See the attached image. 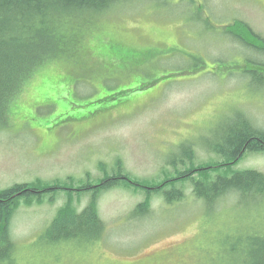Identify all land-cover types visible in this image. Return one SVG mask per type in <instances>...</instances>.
<instances>
[{
    "label": "rangeland",
    "instance_id": "obj_1",
    "mask_svg": "<svg viewBox=\"0 0 264 264\" xmlns=\"http://www.w3.org/2000/svg\"><path fill=\"white\" fill-rule=\"evenodd\" d=\"M239 21L264 38V0H119L50 23L56 59L0 115V190L38 179L98 182L120 164L158 184L174 175L173 162L182 167L184 145H195L196 164L220 159L209 145L239 113L264 130V69L255 66L264 52L234 41ZM247 169L264 173V153L234 167ZM183 186L181 202L153 196L143 217L135 209L145 192L104 191L106 235L89 245L42 240L70 192L22 199L11 223L16 262L248 264L252 240L264 237V190L228 193L215 207L191 181ZM89 200L77 201L79 212Z\"/></svg>",
    "mask_w": 264,
    "mask_h": 264
},
{
    "label": "trees",
    "instance_id": "obj_2",
    "mask_svg": "<svg viewBox=\"0 0 264 264\" xmlns=\"http://www.w3.org/2000/svg\"><path fill=\"white\" fill-rule=\"evenodd\" d=\"M116 1L119 0H0V115H9V109L25 84L46 63L56 59L50 23L56 25L66 18L103 12ZM230 33L260 50L264 49V38L243 21H239ZM256 65L264 69V64ZM259 72L264 75V70ZM148 87L150 84L141 89ZM220 135V140L209 145V151L220 159L196 164L195 152L189 150L191 155L181 159L182 167L176 166V161L173 162L174 175L166 173L164 180L158 184L151 182L153 185H149L145 180L133 179L120 164L98 182L91 179L78 182L73 178L51 183L38 179L1 189L0 264H18L14 260L17 244L11 235V223L22 199L28 204L33 201L42 204L45 195H50L51 201H54L55 192H70L42 240L56 246L75 242L89 245L106 235V224L99 213V199L104 191L115 187H133L136 192L146 193V200L135 209L136 215L140 217L149 213L153 196H161L168 202H181L186 196L182 187L189 181L192 182L195 196L210 205L228 193H248L254 188L263 191V172L253 169L237 171L234 167L248 153H264V131L256 128L243 113H239ZM195 173L199 175L195 176ZM125 177L133 182H126ZM84 196H89L90 200L84 210L79 212L77 203L80 202L77 201H81ZM250 250L252 253L248 264H264V237L256 236Z\"/></svg>",
    "mask_w": 264,
    "mask_h": 264
},
{
    "label": "bare ground",
    "instance_id": "obj_3",
    "mask_svg": "<svg viewBox=\"0 0 264 264\" xmlns=\"http://www.w3.org/2000/svg\"><path fill=\"white\" fill-rule=\"evenodd\" d=\"M234 38H235L234 41L236 42V40H238V42L240 43V45H241V44H245V48H246V49H249V50H251V51H253V52H256V51L264 52V49H263V50H260V48L258 49V48H256V47H254L253 44H252V45L249 44V42L244 41L243 38H239V37H237V36H234ZM240 47H242V46H240ZM245 48H244V49H245ZM253 62L256 63L257 61H256V60H255V61L253 60ZM255 66H256V67H259V66H257V65H255ZM260 67H261V66H260ZM2 126H3V124H2ZM2 126H1V127H2ZM260 130H262V129H260ZM262 131H264V130H262ZM194 147H195V145H192V146L184 145V147H183V153H182V155L179 156L178 158H181V159H182V158H186V157H188V155H191V152H192L193 150H195ZM186 150H187V151H186ZM189 150H190L191 152H190ZM194 175L196 176V175H199V174H198V173H195ZM125 178H126V177H125ZM125 180H126V182H130V183L133 182L131 179L129 180L128 178H126ZM225 195H226V194H225ZM225 195H224V196H225ZM222 197H223V196H222ZM220 198H221V197H220ZM220 198H219V199H220ZM258 198H261V197L258 196V197L255 199V201H256ZM255 201H254V203H255ZM216 202H217V200L215 201V203H213V205H214L215 207L217 206V203H216ZM254 203H253V204H254ZM215 207H214V208H215ZM13 218H14V217H13ZM12 220H13V219H12ZM65 244H67V243H65ZM73 244H75V243H73ZM15 255H16V252L14 253V260L16 261V257H15Z\"/></svg>",
    "mask_w": 264,
    "mask_h": 264
}]
</instances>
